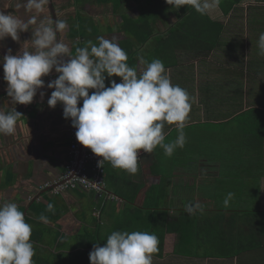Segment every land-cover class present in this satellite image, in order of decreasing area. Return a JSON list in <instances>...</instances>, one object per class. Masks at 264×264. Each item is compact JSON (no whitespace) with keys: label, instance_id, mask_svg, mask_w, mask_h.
Returning a JSON list of instances; mask_svg holds the SVG:
<instances>
[{"label":"crops","instance_id":"1","mask_svg":"<svg viewBox=\"0 0 264 264\" xmlns=\"http://www.w3.org/2000/svg\"><path fill=\"white\" fill-rule=\"evenodd\" d=\"M20 2L0 0V8L6 13L25 18L36 15L38 22L53 19L48 5L40 13L35 10L25 12L23 8L17 9ZM53 2L58 18L68 23V29L60 33V39L69 45L73 55L76 47H83L86 41L98 44V36L111 39L115 35L119 37V45L128 53L129 66L143 67L141 56L149 62L155 58L164 62L172 83L187 89L193 98L184 129L187 142L183 148L199 150L207 142L219 147L223 137L228 144L237 142L240 146L243 143L250 152L253 142L261 154L259 162L264 163V96H261L264 94V64L261 62L264 55L258 54L259 35L264 33V0H241L229 11L224 7L229 0H221L219 8L209 15L190 13L185 6L184 12L176 10L166 0ZM190 19L192 25H189ZM220 25L223 27L221 30L217 29ZM205 26L211 27V30L204 33ZM217 31H220L218 40L209 48L207 45ZM19 36V41H13L11 37L0 41V107L6 110L16 107L24 115L18 120L14 134H0V204L9 201L18 204L26 222L33 226L31 240L36 253L33 257L35 264H68V261L81 259L89 261L93 245L98 243L103 246L111 231L121 228L124 215L131 218L127 228L145 231L151 226V214L155 216V211L167 208L172 212L177 210L178 201L189 203V198H196L195 203L203 197L199 185L209 180L214 167L210 172V168H207L210 163L200 158L195 179L191 175L192 170L183 168V161L180 168L176 167L170 173L166 196L160 206L156 204L157 191L153 187L162 177L156 174L160 169L154 166L167 160L169 167L164 170L170 172L175 164L172 156L160 158V154L164 156V150L159 146L152 153L142 150L138 160L139 171L135 175L104 162L108 175L107 191L114 195V191H118L126 195L130 202L118 194L117 198H102L94 191L82 188L56 194L49 187H41L47 181L60 180L71 136L68 119L63 117V105L58 103L52 108L47 104L54 89L46 85L58 76L54 70L49 76L42 77L45 87L38 90L31 104L15 106L7 96L3 55L8 48L12 49L13 54L33 50L31 29L19 33ZM198 37L199 40L196 39ZM112 79L117 83L121 80L117 76L106 78V86ZM41 91L45 93L43 97L40 96ZM92 91L90 89V94ZM254 110L255 113L245 117L249 119L245 123L260 118L261 124L252 139V135H246L252 132L246 124L244 129L248 133L241 135L245 132L243 128L231 127L230 122ZM164 133L166 143L174 141L178 135L175 125L166 124ZM250 153L252 159L253 153ZM133 182L142 187L135 190ZM261 195L264 197V177ZM203 200L205 207L207 200ZM49 202L55 206L54 214L47 211ZM95 209L100 211L104 220L101 227L103 232L97 228L93 215ZM41 214L48 217V223L38 220ZM186 240L178 237L176 232L166 233L167 254L163 257L153 255V264H264V243L261 247L246 249L233 258L206 254L204 258H198V255L186 257L181 253L182 248L180 252L175 250L186 244Z\"/></svg>","mask_w":264,"mask_h":264},{"label":"clouds","instance_id":"2","mask_svg":"<svg viewBox=\"0 0 264 264\" xmlns=\"http://www.w3.org/2000/svg\"><path fill=\"white\" fill-rule=\"evenodd\" d=\"M48 3L49 0H21L17 9L40 13ZM166 3L176 10L190 6L201 15H209L219 8L221 0H166ZM29 29L33 50L13 54L8 48L2 57L3 79L12 104H31L38 90L45 87L42 77L54 70L58 76L46 85L54 89L47 104L52 108L58 103L63 105V117L71 119L78 142L102 157L99 167L103 168L107 161L113 168L135 175L139 171L140 150L152 153L159 146L171 157L177 148L185 146L184 129L193 98L187 89L172 83L162 60L155 58L149 62L141 56L143 67L129 66L128 53L115 35L111 39L98 36V44L86 41L83 47H76L73 55L69 45L58 36L67 31L66 20L38 22L36 15L25 18L0 8V41L7 37L19 41V33ZM258 48V54L264 55V33L259 35ZM113 76L120 77V82L112 79L106 86V78ZM90 89L94 90L91 94ZM44 95L41 91L40 96ZM21 116L24 115L16 107L10 110L0 107V134H14ZM166 124L175 125L178 132L177 138L167 143ZM233 198L234 193L229 192L223 206L229 207ZM47 211L55 213L53 203H48ZM185 211L202 213L204 207L199 202H189ZM38 220L48 223L43 214ZM32 232L33 226L26 222L18 204L10 201L0 204V264H35ZM158 245L155 233L115 230L103 246L93 245L89 260L90 264H153Z\"/></svg>","mask_w":264,"mask_h":264},{"label":"trees","instance_id":"3","mask_svg":"<svg viewBox=\"0 0 264 264\" xmlns=\"http://www.w3.org/2000/svg\"><path fill=\"white\" fill-rule=\"evenodd\" d=\"M240 1L229 0L228 5H224L226 11H229L235 3ZM185 7L190 13L199 14L190 6ZM185 9L182 6L180 11L183 10L184 12L186 11ZM189 25H192L191 19ZM222 28V25H220L217 29L221 30ZM208 29L211 30V27L205 26L204 33ZM209 33L211 35V31ZM219 34L220 31L214 34V39L207 45L209 48L214 46ZM196 39L199 40V37ZM245 124L247 129L252 131L246 135H252L253 139L254 133L261 122L253 119L251 123H244L242 131L245 132H242L241 135L248 133L244 129ZM222 139L219 147H216V145L214 147L212 142H207L199 150L196 148H177L172 155L175 164L171 166L170 172L159 167L162 163L157 162L158 164L154 166V168L160 169L156 171V174H160L162 177L160 182L153 187L157 191L155 200L159 206L167 193V178L171 177L170 173H173L176 167H181L180 163L182 161L185 162L183 168L192 170L191 175L194 179L198 173L197 168H200L198 165L200 158H204L206 162L210 163L207 166L208 169L210 168V172L211 167H214L213 175L209 176V180L199 185V190L203 194L202 199L207 200L202 213L197 211L195 214H189L183 206L186 203L181 201L177 203V210H172V212L167 208L162 209L160 207V210L155 211V216L150 213L151 226L145 228V231L155 233L159 238V252L154 255L163 257L167 254L165 250V235L171 232H176L178 237L183 240L186 238V242H193V245H196L197 249L204 251L206 256L233 258L246 249L263 245L264 210L262 209L261 182L264 177V163L259 162L261 154L258 153V147L257 145L254 146L253 142V148L251 147L253 158L251 159V151L249 152L248 148L246 150L243 143L240 146L237 142L228 144L226 138L222 137ZM256 152L257 154H255ZM160 158H163L162 154H160ZM213 161H216L215 164H213ZM217 162L218 164H216ZM200 166L203 167V165ZM106 172L105 179H108ZM133 187L138 190L142 186L134 183ZM114 192L130 202L126 195L118 191ZM229 192L234 193V198L230 201V206L225 208L223 201ZM135 194L133 193V195ZM194 199L196 198H189L190 202L193 203ZM93 215L97 221V228L99 227L102 230L101 232H103L104 230L101 228L104 223L102 216L94 213ZM130 219V217L124 215L121 228L112 231L131 232L132 230L127 228L130 226ZM68 262H70L68 264H90V260L85 261L84 259Z\"/></svg>","mask_w":264,"mask_h":264},{"label":"built area","instance_id":"4","mask_svg":"<svg viewBox=\"0 0 264 264\" xmlns=\"http://www.w3.org/2000/svg\"><path fill=\"white\" fill-rule=\"evenodd\" d=\"M68 128L71 141L62 176L59 181H47L41 187H49L56 194L65 190L82 188L94 191L102 198H117L116 195L109 193L106 189L105 166L103 165V168L98 166V161L102 157L95 155L90 148L78 142L75 136L76 129L71 125L70 118L68 119ZM141 153L142 150H140L139 155ZM94 213L99 215L100 211L95 209Z\"/></svg>","mask_w":264,"mask_h":264},{"label":"rangeland","instance_id":"5","mask_svg":"<svg viewBox=\"0 0 264 264\" xmlns=\"http://www.w3.org/2000/svg\"><path fill=\"white\" fill-rule=\"evenodd\" d=\"M250 57H252V54L250 55ZM261 62L264 64V61H261ZM261 96H264V94H261ZM252 113H255V110L252 111V112H248L246 114H243L242 117H239V118L235 119L234 121L230 122V126L242 129L243 126H244L245 121L249 120V119H245V117L247 118ZM257 120L260 121V118L257 119ZM246 150H247V148H246ZM165 156L166 155L164 154L163 157H165ZM161 163H162V165L159 166L161 169H165V168L169 167L168 166L169 163H167V160H163ZM261 198H262V196H261ZM262 199H264V197ZM197 202H199L200 204L204 205V200L202 198L201 199L198 198ZM193 244H194L193 242H191V243L186 242V244H183L181 247H179L178 249H175V250H177V252H180L179 249H181V248H182V250L184 249L183 251H181V253L183 255H185L186 257L197 256L198 255V258H200V257L204 258L205 257L204 251H202L200 249H197V246L193 245ZM199 260L202 261L201 259H199Z\"/></svg>","mask_w":264,"mask_h":264},{"label":"water","instance_id":"6","mask_svg":"<svg viewBox=\"0 0 264 264\" xmlns=\"http://www.w3.org/2000/svg\"><path fill=\"white\" fill-rule=\"evenodd\" d=\"M48 7H49V9H50V11L52 13V18L53 19L58 18L53 0H49ZM58 36H59V39H60V33L58 34Z\"/></svg>","mask_w":264,"mask_h":264}]
</instances>
